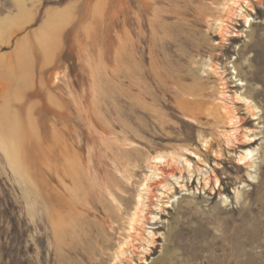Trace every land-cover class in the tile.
<instances>
[{
  "label": "rangeland",
  "instance_id": "obj_1",
  "mask_svg": "<svg viewBox=\"0 0 264 264\" xmlns=\"http://www.w3.org/2000/svg\"><path fill=\"white\" fill-rule=\"evenodd\" d=\"M229 1L0 0V114L17 140V155L0 145V264H120L155 157L193 172L164 167L183 187L170 179L165 212L141 231L155 244L132 264H264V0H247L248 25ZM220 102L253 144L227 146L210 113ZM245 149L258 151L253 179ZM119 182L127 201L111 194Z\"/></svg>",
  "mask_w": 264,
  "mask_h": 264
},
{
  "label": "bare ground",
  "instance_id": "obj_2",
  "mask_svg": "<svg viewBox=\"0 0 264 264\" xmlns=\"http://www.w3.org/2000/svg\"><path fill=\"white\" fill-rule=\"evenodd\" d=\"M227 4H224V6H227V8H226L227 10H228V8L230 9V7H232V9L236 10L235 13H233L234 11L232 10L233 11L232 13L234 15L232 14L231 17L234 16V18L236 17V20L237 19L243 20V22L246 25L250 24V22L253 21L251 18H248L249 16L245 15L246 12H249V11L252 12L253 11V7L249 1H247V0H230ZM244 5L246 6V8H248L247 10L244 9V7H243ZM228 13L230 14V10ZM217 22L219 24V29H221V31L223 33V31H225V27H227L228 25L224 24L226 22H223L221 20L217 21ZM225 34L227 35V33H225ZM220 35H222V34H220ZM228 36H230V38L239 37L238 35H232L231 36V34H229ZM222 37H223V35H222ZM221 39H223V38H221ZM243 85H244L243 83L240 84V86H243ZM202 88L203 87H201L199 89H202ZM203 91H204V89H203ZM235 95H236V98L233 102L236 101L237 104L243 105L245 107L246 115H249L253 121H256L258 114H259V109L256 106V104H254L253 101H251L250 99H248L247 97H245L241 94L237 93ZM221 96L223 97V100H224L227 95L225 94V92L224 93L222 92ZM186 108H188V107H186ZM210 110H211L210 113H212L214 115V117H215L214 120H216V122L218 124H221V123L223 124V122H225V124L227 126V127H225L226 128L225 130H222V132L221 131H219V132L225 133L224 137L226 139V144L228 147H234L235 145L233 143L239 144V145H245V144L250 145V144H253L255 142V137L251 136L250 131L245 130V133H243V131L241 129L243 119L239 116V113H237L234 106H230L224 102H220L219 105H217L216 107H214L213 109H210ZM192 111L193 110H191V112ZM186 114H188V113H186ZM197 115H198V113H197ZM217 132H218V130H217ZM238 135H240V138L238 137ZM0 145H3L9 154L17 155V140H16V131H15L14 125H11L10 122H8L7 120H3V115H1V114H0ZM257 153H258V151L256 149H245L241 152L240 155H238V163L237 164L239 166H245L246 168H248L250 170V172L248 173V177L251 179H253L251 172L256 167V161H257L256 155H257ZM189 156H192V158L198 160V162L201 161V157L196 153H189ZM12 157H14V156H12ZM178 161H180L181 163L183 162L185 164V166L187 167V170H188L187 171L188 174L191 175L193 172V164H192V162L189 161V159H187L185 157H172L171 161H167L164 157H155L153 159V161L151 162V164H149L150 165V167H148V173L149 174H147V176L145 175L146 177L144 176L145 178L138 185V190H137L136 196L134 198L135 199V206L133 208V212L129 213L128 218H126V216H125V218L128 219V221L126 223V227H125V232H127L126 233L127 236L124 237L125 239H124V242L121 245V247L120 248L118 247L119 251L117 252V255H116V259H118V260L116 261V259H115L116 263L118 262L121 264L120 260L123 259V260H126L127 262H130V264H132L133 261L130 258L128 259L127 255L132 254L134 252V250L138 251L139 256L143 253L147 254L148 248H145V247H147V246L150 247V246H153L155 244L154 239H155L156 235L153 232H148V236H149V239H148V238L143 237L141 231H145L146 226H147V222H150L151 220L155 221L158 219V215H156L153 212L154 211L153 209L156 208L159 211L165 212V210L163 208L166 205L164 203V200L168 199V202H167V204H168L171 201L169 194L173 191V187L170 184V179H172L179 186V188L183 187V186H180L179 179H176V176L174 175V173H168L169 171L166 173L165 168H164V167H168V166H175L178 163ZM12 162L15 164L16 160L12 159ZM133 167H134V165H133ZM124 168H125V172H128L127 164L123 166V169ZM162 168H164V170H162ZM129 173L130 174L132 173L131 169H130ZM122 174H123V171H122ZM122 174H121V177H122ZM180 174H181V171H180ZM124 176H125V174H124ZM130 177H132V176L126 175V180L130 181ZM204 183H205V186L207 187L209 185V179L206 178ZM216 183L218 184L219 181L216 180ZM125 188H126V185L121 183V182L116 183L115 185L111 186L110 190H111L112 196L117 197L119 200L125 201L126 198H125V196L122 195L125 192ZM35 194H37V192H35ZM109 194H110V192H109ZM127 198H129V197H127ZM134 199H131V201H133ZM224 200H225V202H228L227 197H225ZM236 200L237 201L240 200V192L239 191L236 192ZM49 207H50V204H49ZM70 207H71V205H70ZM114 209H115V207H114ZM109 210H110V208H109ZM57 211H54L55 215H56L55 212H57ZM77 211H78V209H77ZM119 213H120V211L118 212V214H116V217H114L115 215L111 216V221H113L115 224L118 221L117 220L118 216H119V219L123 218V215L120 216ZM57 218H58V216H57ZM59 220H60V218H59ZM145 233H147V231H145ZM258 234H259V232H258ZM240 236L241 235L239 233L236 234V238H238V237L240 238ZM139 240H140V243H138ZM138 244H139V246H138ZM136 246H138V247H136ZM119 258H121V259L119 260ZM140 260L145 261V259L143 257L140 258Z\"/></svg>",
  "mask_w": 264,
  "mask_h": 264
}]
</instances>
